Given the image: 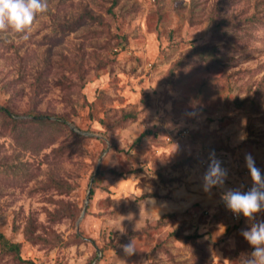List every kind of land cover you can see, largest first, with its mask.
Segmentation results:
<instances>
[{
	"label": "rangeland",
	"instance_id": "1",
	"mask_svg": "<svg viewBox=\"0 0 264 264\" xmlns=\"http://www.w3.org/2000/svg\"><path fill=\"white\" fill-rule=\"evenodd\" d=\"M47 4L27 40L0 31V104L25 120L0 116V233L20 245L0 264H243L264 209L236 222L221 200L246 155L264 176V0Z\"/></svg>",
	"mask_w": 264,
	"mask_h": 264
},
{
	"label": "clouds",
	"instance_id": "2",
	"mask_svg": "<svg viewBox=\"0 0 264 264\" xmlns=\"http://www.w3.org/2000/svg\"><path fill=\"white\" fill-rule=\"evenodd\" d=\"M47 8V0H0V31L10 29L27 40L35 19ZM245 161L253 186L247 192L229 190L222 195V199L237 216L242 213L248 220H254L255 214L264 209V176L251 154L246 155ZM226 176V170L213 158L204 176V190L208 192L213 187L223 186ZM241 234L253 248L243 264H264V221L253 224L250 230H244ZM122 248L126 255H134L137 249L135 240L122 245Z\"/></svg>",
	"mask_w": 264,
	"mask_h": 264
},
{
	"label": "trees",
	"instance_id": "3",
	"mask_svg": "<svg viewBox=\"0 0 264 264\" xmlns=\"http://www.w3.org/2000/svg\"><path fill=\"white\" fill-rule=\"evenodd\" d=\"M0 116L3 118H6L5 120H8L12 122L15 125H18V123H22L25 120L19 119L18 115L14 114L9 108L3 106L0 104ZM32 120L45 122L49 121V116H35L32 117L29 122ZM146 135V132H143L136 140L134 141V144H139L142 137ZM0 249L2 252L5 253H16L18 254L20 251V245L18 243H15L11 240H9L4 234L0 233Z\"/></svg>",
	"mask_w": 264,
	"mask_h": 264
},
{
	"label": "built area",
	"instance_id": "4",
	"mask_svg": "<svg viewBox=\"0 0 264 264\" xmlns=\"http://www.w3.org/2000/svg\"><path fill=\"white\" fill-rule=\"evenodd\" d=\"M253 186V181H251L250 183H248L247 185H245L242 189H240L241 192H247L248 190L251 189V187ZM221 202L224 204V207L228 213V215L236 222H238L243 216V214L241 213L239 216H237L235 213H233L231 210H229L226 207V203L224 202V200L222 199Z\"/></svg>",
	"mask_w": 264,
	"mask_h": 264
}]
</instances>
